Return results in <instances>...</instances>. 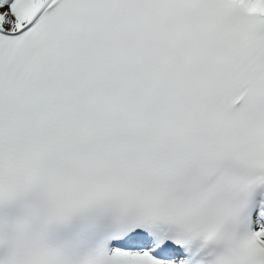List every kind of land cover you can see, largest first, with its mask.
<instances>
[{"label": "snow or ice", "instance_id": "6c2138e0", "mask_svg": "<svg viewBox=\"0 0 264 264\" xmlns=\"http://www.w3.org/2000/svg\"><path fill=\"white\" fill-rule=\"evenodd\" d=\"M0 264H264V0H0Z\"/></svg>", "mask_w": 264, "mask_h": 264}]
</instances>
